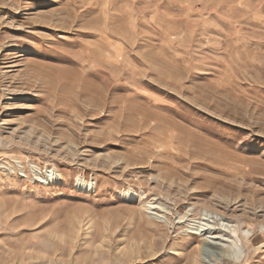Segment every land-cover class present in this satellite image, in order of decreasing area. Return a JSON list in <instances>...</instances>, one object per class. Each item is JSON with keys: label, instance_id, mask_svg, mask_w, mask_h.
<instances>
[{"label": "rangeland", "instance_id": "rangeland-1", "mask_svg": "<svg viewBox=\"0 0 264 264\" xmlns=\"http://www.w3.org/2000/svg\"><path fill=\"white\" fill-rule=\"evenodd\" d=\"M0 264H264V0H0Z\"/></svg>", "mask_w": 264, "mask_h": 264}, {"label": "bare ground", "instance_id": "bare-ground-1", "mask_svg": "<svg viewBox=\"0 0 264 264\" xmlns=\"http://www.w3.org/2000/svg\"><path fill=\"white\" fill-rule=\"evenodd\" d=\"M131 195V193H126V195H125V197L126 198H129V196ZM208 226V225H207ZM209 229V228H208ZM208 239H210V238H213V237H207Z\"/></svg>", "mask_w": 264, "mask_h": 264}]
</instances>
